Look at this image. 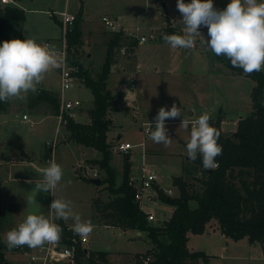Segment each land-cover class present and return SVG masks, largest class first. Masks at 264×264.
Masks as SVG:
<instances>
[{
	"label": "rangeland",
	"instance_id": "rangeland-1",
	"mask_svg": "<svg viewBox=\"0 0 264 264\" xmlns=\"http://www.w3.org/2000/svg\"><path fill=\"white\" fill-rule=\"evenodd\" d=\"M164 1L165 10L157 9L155 0H18L10 5L23 8L26 18L15 25L11 33L22 34L25 39L33 38L38 43L55 45L60 50L63 27L56 19L61 20L60 13L63 12L75 17L82 13L79 25L81 27L83 22L88 29L81 38L82 44L76 58L96 78L104 63L111 33L101 23L102 16L118 19L126 34L134 31L141 36L149 29L167 26L171 20L175 26L171 28L170 35L184 34L181 30L184 26L179 21L182 17H175L178 13L177 0ZM184 2L190 3L191 0ZM228 3L230 0H213L214 6L220 10L226 8ZM116 58L107 85L113 95L108 102V117L113 123L109 141L114 145L110 160V168L116 179L114 184L118 186L122 183L124 158L129 157L132 163L130 181L139 186L142 153L146 152V168L157 174L159 187L172 191L174 195L176 191L171 184L172 178L182 174L183 161L187 157L186 144L191 133L189 125L187 128L180 127L183 118L197 120L208 113L215 120L221 112V129L230 134L236 131L239 119L251 115V95L256 83L245 75L232 72L202 45L189 52L173 49L164 41H147L138 44L136 62L134 57L127 58L119 50ZM132 79L136 84L134 90L131 88ZM37 87L59 93L63 99L79 100L82 106L76 120L80 123L90 121L93 95L85 84H75L63 91L60 72L55 69ZM34 96L29 93L25 102L10 100L7 112L0 113V223L7 262L29 264V253L33 248L20 252L24 247L21 246L10 251L6 247V234L22 223L29 213L48 216L50 204L55 198L70 200L74 211L95 225L88 243L83 245L89 253L105 252L107 262L111 264H140L142 256H152L147 254L153 244L146 232L124 231L99 222L92 202L98 198L108 200L109 192L107 184L98 186L91 181L106 178L107 171L92 161L102 159L103 154L94 148L68 141L66 125L59 127L57 116L50 114L48 108H30ZM174 103L180 107L182 117L166 120L172 143L165 147L154 143L150 133L145 134L143 128H149L148 122L154 127L158 109L165 107L170 110ZM24 115L29 117V121L23 120ZM121 141L134 145L132 151L118 153L115 147ZM50 148H53L51 156L48 155ZM51 160L61 165L64 171L55 197L51 192L35 194L32 191L35 182L42 179L40 169L48 166ZM93 171H97L96 178L92 177ZM30 180L32 183L27 182ZM149 193L146 190L143 194L142 209L155 216L151 224L161 225L171 217L173 207L157 199L150 201L146 197ZM34 197L37 203L32 202ZM191 206H196V203L191 202ZM63 222L72 224L71 220ZM188 248L208 256L206 259L200 258V264H264V244L252 243L246 238L232 240L222 234L215 222L202 235L189 234ZM82 260L87 261L86 258Z\"/></svg>",
	"mask_w": 264,
	"mask_h": 264
},
{
	"label": "trees",
	"instance_id": "trees-1",
	"mask_svg": "<svg viewBox=\"0 0 264 264\" xmlns=\"http://www.w3.org/2000/svg\"><path fill=\"white\" fill-rule=\"evenodd\" d=\"M155 4L159 9H165L162 0H155ZM82 16V13L77 15L72 31L67 34V54L69 62L80 67L79 77L92 92L93 106L89 110L88 123L68 120L66 138L103 154L102 159L92 161L107 171V177L101 180V185L107 184L109 199L104 201L98 198L92 202L99 222L124 231L146 232L153 244V248L147 253L152 255L149 264H200V258L206 259L208 256L189 250V234L206 233L212 222L217 223L222 234L232 240L246 238L252 243L261 242L264 239V73L245 74L242 69L232 67L226 56H217L232 72L255 81L251 95L252 113L239 119L236 131L230 134L221 129V114L215 120L210 119V124L221 132L218 143L223 146V151L216 158L218 167L205 170L202 157L198 156L195 161L186 160L182 174L172 178L171 184L176 191L174 195L167 194L159 185H155L159 193L157 200L173 207V212L161 225H153L135 199L136 188L130 181L132 163L129 157L124 158V175L120 185L114 184L116 179L110 168L114 145L109 141L113 123L108 117V102L113 95L107 87L108 77L111 67L117 62L118 50L129 46L131 53L126 57H134L137 40L126 36L123 30L111 32L105 61L95 78L76 58L82 44L79 25ZM25 18L23 8L2 5L0 0V44L12 39H25L22 34L11 33L13 27L24 22ZM56 21L59 22L57 19ZM166 29L171 31L170 26ZM29 106L31 109L46 107L50 114L56 116L60 96L40 88ZM8 107L9 102H0V113L7 112ZM49 151L48 155L51 156L53 150L50 148ZM191 202H195L196 206H191ZM67 236L71 237L69 233ZM4 248L0 223V264H9ZM28 250L29 247L25 245L20 252ZM76 253L77 264H111L107 262L105 252H85L80 244L76 245ZM84 258L86 262L82 260Z\"/></svg>",
	"mask_w": 264,
	"mask_h": 264
},
{
	"label": "clouds",
	"instance_id": "clouds-1",
	"mask_svg": "<svg viewBox=\"0 0 264 264\" xmlns=\"http://www.w3.org/2000/svg\"><path fill=\"white\" fill-rule=\"evenodd\" d=\"M176 7L182 16L179 21L184 26V34L163 36L171 48L190 52L199 44L218 57L226 56L232 67L242 69L245 74L264 70V0H230L223 10L217 9L213 0H191L190 3L177 0ZM202 27L207 28V38L200 31ZM62 66H66L64 54L55 45L38 43L33 38L4 41L0 44V102H25L29 93L38 92L37 86L50 71ZM180 117L181 109L175 103L170 110L160 107L154 117V127L148 122L150 139L170 146L172 138L166 120ZM210 119V115L204 113L193 122L186 144L188 159L195 161L198 156L202 157L205 170L218 167L216 158L223 151L218 143L221 132L210 124ZM188 124L183 118L180 127L187 128ZM40 173L42 179L35 182L32 191L35 194L51 192L55 197L64 175L62 166L51 160ZM27 182L32 183L31 180ZM32 202L37 203L35 197ZM49 213L48 216L29 213L22 223L7 232L6 247L11 251L25 245L37 248L46 243H58L63 229L55 220H71L70 230L82 239H87L94 231L95 225L91 220L82 219L70 200L53 199Z\"/></svg>",
	"mask_w": 264,
	"mask_h": 264
},
{
	"label": "built area",
	"instance_id": "built-area-1",
	"mask_svg": "<svg viewBox=\"0 0 264 264\" xmlns=\"http://www.w3.org/2000/svg\"><path fill=\"white\" fill-rule=\"evenodd\" d=\"M1 3L4 5H10L14 4V0H1ZM61 14V24L63 27V42L61 45L60 51L64 54V59L66 61V66H62L59 70L60 72V78H61V86L62 90L66 91L72 88L75 84L83 83L81 78L79 77L80 67L78 65H73L68 60V54H67V41L66 37L67 34L72 31L74 22H75V15L69 14L66 12L60 13ZM176 18L182 17L181 14L178 12L175 14ZM101 23L103 24L104 28L108 32L113 31H120L123 30L122 27H120L118 23V19L104 15L101 18ZM168 26L171 28L175 25L172 23V20L167 23V26L165 28L161 29H149L146 34H143L140 36V34L135 33L134 31H131L129 33H125L130 38H135L137 40V44L145 43L147 41H164L163 36L164 35H170V31L166 29ZM182 30V29H181ZM200 31L204 34L206 37L207 28L202 27ZM138 32V29H137ZM48 44V43H46ZM200 45L197 44L196 47H199ZM119 52H121L122 55H128L130 54V48L129 46H123L119 49ZM131 88L134 90L136 88V84L134 80L132 79L131 82ZM82 103L75 99H63L60 96V107L57 113V118L59 122V127L65 126L68 124L69 119H77V114L79 112V109L81 108ZM23 120L29 121V117L27 115L23 116ZM195 120H189V127L190 130L192 129L193 122ZM30 124L33 126V122L31 121ZM143 131L145 134H149L150 130L149 128H143ZM55 146V143L52 145ZM134 148V145L130 144L129 142H119L116 144L115 150L118 153H129ZM53 150V148H51ZM146 152L142 153L143 156V164L141 167V182L140 185L137 186L133 181H131V184H133L136 188L135 193V199L140 203L141 206V200L143 197L144 192L147 190L150 193L146 196L147 199L150 201H155L159 195L157 188L155 185H158L157 180V174L152 171L151 169L146 168L145 161H144V155ZM92 177H97V171L92 172ZM169 195H173L172 191H165ZM142 208V206H141ZM147 219L149 222H152L155 220V216L152 213H147ZM55 223L59 224L63 229L62 238L60 241L56 244H45L43 246L33 248V251L29 253V264H76V245L80 244L82 247L83 245L88 243L87 239H82L80 236L75 235L73 231L70 230L71 224H64L59 221L55 220ZM67 233L71 235L67 236ZM66 240H69L70 242L67 243ZM35 249V250H34ZM142 256V255H141ZM152 260L151 256H142L140 264H149Z\"/></svg>",
	"mask_w": 264,
	"mask_h": 264
},
{
	"label": "crops",
	"instance_id": "crops-1",
	"mask_svg": "<svg viewBox=\"0 0 264 264\" xmlns=\"http://www.w3.org/2000/svg\"><path fill=\"white\" fill-rule=\"evenodd\" d=\"M163 1V4H164V7H165V9H166V5H165V1L164 0H162ZM156 5V4H155ZM156 8L157 9H159L157 6H156ZM164 9V10H165ZM159 10H161V9H159ZM84 20H86L85 18H84ZM61 22V20H59V23ZM166 26V25H165ZM165 26H161V27H156V28H153V29H161V28H163V27H165ZM88 28L87 27H85V23H83L82 22V24H81V30H82V36L84 35V33L86 32V30H87ZM165 43H167L166 41H164ZM134 61H135V55H134ZM105 61V60H104ZM136 62V61H135ZM58 70V69H57ZM113 70V69H112ZM59 71V70H58ZM46 90V89H45ZM54 93H56V92H54ZM58 95H59V93H57ZM60 96V95H59ZM191 115H193V113L191 114ZM147 154V153H146ZM186 160H188V157H186V159L183 161V164H184V162L186 161ZM59 222H62V223H64L63 222V220H59ZM139 234V233H138Z\"/></svg>",
	"mask_w": 264,
	"mask_h": 264
},
{
	"label": "water",
	"instance_id": "water-1",
	"mask_svg": "<svg viewBox=\"0 0 264 264\" xmlns=\"http://www.w3.org/2000/svg\"><path fill=\"white\" fill-rule=\"evenodd\" d=\"M112 69H113V66H112ZM121 97H123V95H121ZM192 113L190 112V115H191ZM221 114V112L219 113V115ZM25 155V153H23V155L22 156H24ZM93 184H95V185H101V180L100 179H93L92 181H91ZM140 234V233H139ZM261 244L263 245L264 244V239L261 241ZM88 250H86L85 249V252H87Z\"/></svg>",
	"mask_w": 264,
	"mask_h": 264
}]
</instances>
